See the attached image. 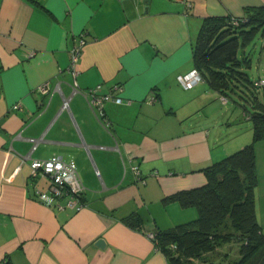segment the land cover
Listing matches in <instances>:
<instances>
[{"label":"crops","instance_id":"0c3cea01","mask_svg":"<svg viewBox=\"0 0 264 264\" xmlns=\"http://www.w3.org/2000/svg\"><path fill=\"white\" fill-rule=\"evenodd\" d=\"M260 6L264 0H0V264H169L148 233L197 217L195 206L169 197L204 185L203 167L252 141L244 114L248 121L223 141L221 94L205 80L186 89L177 75L194 68L204 18ZM240 56L250 60L252 80L264 79V38ZM43 83L50 95L39 91ZM97 84L103 92L121 86L114 93L122 101L104 104L107 124L84 96ZM233 121L226 118L228 129ZM254 152L264 232V139ZM52 155L75 162L80 208L65 197L62 207L37 199L49 179L32 174L30 161Z\"/></svg>","mask_w":264,"mask_h":264},{"label":"trees","instance_id":"16d2710c","mask_svg":"<svg viewBox=\"0 0 264 264\" xmlns=\"http://www.w3.org/2000/svg\"><path fill=\"white\" fill-rule=\"evenodd\" d=\"M257 35L264 38V6L246 8L243 16L206 17L197 32L194 68L221 98L231 99L243 110L252 124V141L203 167L204 185L180 190L169 197L182 206L197 209L194 220L169 231H152L156 247L166 255L169 264H192L194 258L211 264L205 256L227 242H236L238 246L237 257L228 264H264V232L254 206V142L264 139V103L258 100V87L254 86L260 78H250V60L240 56V50Z\"/></svg>","mask_w":264,"mask_h":264},{"label":"built area","instance_id":"2783aa9c","mask_svg":"<svg viewBox=\"0 0 264 264\" xmlns=\"http://www.w3.org/2000/svg\"><path fill=\"white\" fill-rule=\"evenodd\" d=\"M234 18V17H232ZM237 19V18H234ZM234 22L237 23L236 20ZM84 43L83 39L75 45L71 50V64H75L79 55L82 44ZM177 80L179 83L186 89L192 88L195 84L201 82L202 75L196 69L192 68L190 71L177 75ZM264 85V79H259L254 83V86L260 87ZM113 89V90H112ZM110 91H102V85L97 84L93 88H89L86 92H84V96L86 97V101L89 106L96 110L98 116L106 124L108 120L104 116V104L108 100H113L116 103L122 101V98L115 94L114 91L120 90L121 86L115 84L112 86ZM39 91L43 94L50 95V90L47 83H43L39 86ZM223 102H226L225 98H221ZM154 98L151 97L150 101H153ZM69 98L65 96L62 97V108L69 109L68 104ZM18 104L14 105V108H17ZM34 142V140H32ZM35 145V144H34ZM34 147V146H33ZM30 168L32 174L41 173L48 177L49 185L46 190L35 191V195L38 200L43 202L47 206H57L62 207L59 204V199L65 197L67 199L66 205L69 207L80 208L82 205L81 195L84 190V186L80 180V177L76 170V164L72 160H64L60 155H52L46 159H31ZM131 169L134 173V178L136 181H143V177L140 173L139 167L137 164H132ZM148 236L152 238L154 243H156V239L154 240L155 234L154 232H149ZM157 248V247H156ZM171 248H175L174 244H171Z\"/></svg>","mask_w":264,"mask_h":264},{"label":"rangeland","instance_id":"374dc122","mask_svg":"<svg viewBox=\"0 0 264 264\" xmlns=\"http://www.w3.org/2000/svg\"><path fill=\"white\" fill-rule=\"evenodd\" d=\"M259 39H260V36L257 35L254 40L258 41ZM251 70H253V68H251V69L248 68L247 72H248L250 78L252 79L253 76H252ZM260 89H261V87L258 89V93H256V95L260 94L262 91H264V90H262L264 88H262L261 90ZM232 97L234 100H237V101L239 100V98L235 95H232ZM239 102L246 104L242 100H239ZM248 108H250V107L248 106ZM219 109H223L227 112V114L225 115V117L223 118L222 121L225 122L226 118L229 116L235 117V122L233 121V125H231L230 129H228L229 126L225 125L224 122H222V124L219 125V127H220L219 128L220 138L223 141H225L227 139H231V137L235 133V132H233V129L235 128V126H234L235 123L242 124L248 120H246L245 117L243 116V113H242L243 110L237 104H235V102H233L231 99H229L228 101H226L224 103H221V104L219 103ZM251 126H252V124H251ZM238 128H239V126H238ZM242 130H244V127H241V129H238L239 132H241ZM235 131L237 132V129ZM237 248H238V246H237L236 242L223 243L215 251L208 253L205 256V260L207 259V261H210L211 264H228V263H231L237 257V254H238ZM216 260H218V261L216 262ZM203 263H204V261L202 258H194L192 260V264H203Z\"/></svg>","mask_w":264,"mask_h":264},{"label":"water","instance_id":"95a60500","mask_svg":"<svg viewBox=\"0 0 264 264\" xmlns=\"http://www.w3.org/2000/svg\"><path fill=\"white\" fill-rule=\"evenodd\" d=\"M96 244L99 245V246H102L104 244V240L103 239H97L96 240Z\"/></svg>","mask_w":264,"mask_h":264}]
</instances>
